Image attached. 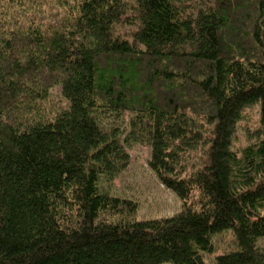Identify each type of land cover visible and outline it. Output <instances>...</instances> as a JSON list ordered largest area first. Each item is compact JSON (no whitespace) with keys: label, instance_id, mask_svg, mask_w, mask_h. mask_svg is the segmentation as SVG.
Here are the masks:
<instances>
[{"label":"trees","instance_id":"obj_1","mask_svg":"<svg viewBox=\"0 0 264 264\" xmlns=\"http://www.w3.org/2000/svg\"><path fill=\"white\" fill-rule=\"evenodd\" d=\"M132 143L173 215L102 189ZM227 231L213 264H264V0H0V264H206Z\"/></svg>","mask_w":264,"mask_h":264},{"label":"rangeland","instance_id":"obj_2","mask_svg":"<svg viewBox=\"0 0 264 264\" xmlns=\"http://www.w3.org/2000/svg\"><path fill=\"white\" fill-rule=\"evenodd\" d=\"M226 34L224 44L225 47H229L233 32L228 31ZM50 96L53 103L59 104L60 95L57 89H52ZM243 117V121L237 129L236 142H234L235 149L244 147L249 140L255 138L254 131L257 128L259 118L258 108H248ZM149 151V147L145 143H132L128 148V165L114 180L104 181L102 189L113 195L136 201L138 217L141 219L171 216L179 211L180 202L172 192L159 184L149 170L147 164L150 156ZM213 245V254L205 257L206 264H213V258L233 249L232 233L227 231L214 236Z\"/></svg>","mask_w":264,"mask_h":264}]
</instances>
